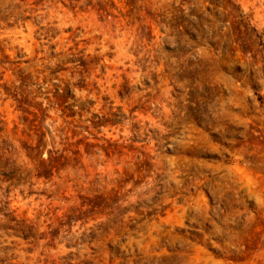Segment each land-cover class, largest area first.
<instances>
[{
    "label": "clouds",
    "instance_id": "clouds-1",
    "mask_svg": "<svg viewBox=\"0 0 264 264\" xmlns=\"http://www.w3.org/2000/svg\"><path fill=\"white\" fill-rule=\"evenodd\" d=\"M0 264H264V0H0Z\"/></svg>",
    "mask_w": 264,
    "mask_h": 264
}]
</instances>
